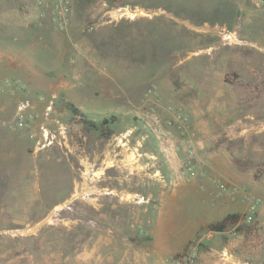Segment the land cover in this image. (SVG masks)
Wrapping results in <instances>:
<instances>
[{
    "label": "rangeland",
    "instance_id": "374dc122",
    "mask_svg": "<svg viewBox=\"0 0 264 264\" xmlns=\"http://www.w3.org/2000/svg\"><path fill=\"white\" fill-rule=\"evenodd\" d=\"M21 2L39 31L1 35L12 53L21 41L36 48L14 53L16 72L0 70V264H140L120 257L154 252L157 190L170 174L193 189L177 228L160 221L150 264H264V9L113 5L130 18L105 14L102 0H69L60 28ZM23 106L32 117L19 124ZM203 209L239 217L223 231L207 229L216 221L190 228Z\"/></svg>",
    "mask_w": 264,
    "mask_h": 264
},
{
    "label": "crops",
    "instance_id": "0c3cea01",
    "mask_svg": "<svg viewBox=\"0 0 264 264\" xmlns=\"http://www.w3.org/2000/svg\"><path fill=\"white\" fill-rule=\"evenodd\" d=\"M11 1V3L9 2V10L7 6V1L0 0V70L4 71L9 69L8 72L14 73L16 72V68L19 65L18 62L15 64L13 63V61L16 59V55L14 53L23 52L22 48H36V46H33V43L23 45L21 44V41V43L18 42V44L14 46V48L19 49L12 53L7 50V48H10V44L6 41V39H3L1 35L5 33V31H12L15 34H19L22 35V37L27 38V36L33 35V33L39 30H32L33 27L30 26V22L33 21L35 17L31 18V16H28V13H25L21 9H19L22 0ZM28 8H31V4L28 5ZM32 13L31 15H33ZM34 16H36V19H39L37 14H34ZM46 25L47 26L45 28H47V30H52H50L49 34H51L53 38H56L60 32L56 28L51 26L53 25L51 22H47ZM40 29L41 31L39 32V34L43 36L44 31L41 27ZM19 58H21V56ZM169 181H174L176 183V186L170 185ZM193 184L194 182L181 183V181L178 179H172V174H170L169 177L164 175L162 176V178H160V187L157 190L158 200H160V203L157 206L158 215L156 217L155 224H153L154 227L150 230V233L153 237L154 252H144L140 253L139 255H136L132 254V252L129 250L128 253L126 252L123 254L122 257H120L122 260L128 261L134 259L135 261L140 262V264H146L147 262H149L150 264L153 261L160 260V221L164 224H166L168 221L169 223H172L173 227L177 228L180 222L181 210H183V207L180 204V198L189 195V192L191 191V189H193ZM205 210L206 209H203L202 211V216H204L205 214V217L201 218V220L195 223L193 226L189 225L190 228H198L199 226L204 225L205 223L221 220L224 215L227 214L220 212H206ZM230 243L231 242H229V244ZM82 255L83 254H80L81 257ZM85 256L88 257L87 255H83L82 259Z\"/></svg>",
    "mask_w": 264,
    "mask_h": 264
},
{
    "label": "built area",
    "instance_id": "2783aa9c",
    "mask_svg": "<svg viewBox=\"0 0 264 264\" xmlns=\"http://www.w3.org/2000/svg\"><path fill=\"white\" fill-rule=\"evenodd\" d=\"M121 0H102V5L106 7L105 9V14L107 15H112L113 17H130V13L134 12L132 8H130L128 5H118V6H113L116 3H118ZM255 6L264 9V0H250ZM33 3L37 6L40 7L42 10H40V15H45L46 12H50L52 20L60 27V28H65L70 20H71V6L69 0H33ZM28 8V3H24L22 5V10H27ZM136 13V12H135ZM131 18V17H130ZM225 37L230 36V32H224ZM25 106L22 108L20 107L19 112L17 113V121L19 124L26 123L30 117H32L31 114L26 113L23 111ZM178 122L180 125L184 124V117L178 116ZM166 124H171L172 121L170 118H166L164 120ZM44 128V126H42ZM55 137V134L50 133L48 129L44 128L43 129V138L47 140V143L50 144L53 142ZM221 188L223 190L226 189V186L221 184ZM258 200H253L251 202L249 208H248V214L245 216V219H251L255 207L257 204Z\"/></svg>",
    "mask_w": 264,
    "mask_h": 264
},
{
    "label": "trees",
    "instance_id": "16d2710c",
    "mask_svg": "<svg viewBox=\"0 0 264 264\" xmlns=\"http://www.w3.org/2000/svg\"><path fill=\"white\" fill-rule=\"evenodd\" d=\"M72 109H73V111H76V113H77V115L79 117H81V116L84 117L85 116V112L79 111V110H75V108H72ZM238 217H239V215L237 213L227 214L221 220L209 223L207 225V229L213 230V231H223V230H225V228L228 225L236 223Z\"/></svg>",
    "mask_w": 264,
    "mask_h": 264
},
{
    "label": "bare ground",
    "instance_id": "6f19581e",
    "mask_svg": "<svg viewBox=\"0 0 264 264\" xmlns=\"http://www.w3.org/2000/svg\"><path fill=\"white\" fill-rule=\"evenodd\" d=\"M136 14H137V13L131 12V13H130V17L133 18ZM112 163H113V161H109L108 164L111 166ZM113 165H114V164H113Z\"/></svg>",
    "mask_w": 264,
    "mask_h": 264
}]
</instances>
